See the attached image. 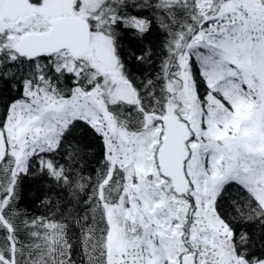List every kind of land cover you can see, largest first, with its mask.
I'll return each mask as SVG.
<instances>
[{
    "label": "snow or ice",
    "instance_id": "obj_1",
    "mask_svg": "<svg viewBox=\"0 0 264 264\" xmlns=\"http://www.w3.org/2000/svg\"><path fill=\"white\" fill-rule=\"evenodd\" d=\"M0 264H264V0H0Z\"/></svg>",
    "mask_w": 264,
    "mask_h": 264
},
{
    "label": "trees",
    "instance_id": "obj_2",
    "mask_svg": "<svg viewBox=\"0 0 264 264\" xmlns=\"http://www.w3.org/2000/svg\"><path fill=\"white\" fill-rule=\"evenodd\" d=\"M138 55L141 53H137ZM131 62H129L130 64ZM139 75V73H136ZM72 139L78 140L88 146H93L92 134L90 131H76L72 134ZM85 167L81 169L84 176L88 175L89 169L87 165L90 163L88 156L84 157ZM87 183V182H85ZM88 188L85 187L83 191H78L73 197L64 200L63 203L66 207H70L73 210L87 198ZM20 204L21 208L27 209V211L33 215L45 214L48 210L41 207V200L43 199V192L41 186L34 183L31 177H26L21 181V192H20Z\"/></svg>",
    "mask_w": 264,
    "mask_h": 264
}]
</instances>
